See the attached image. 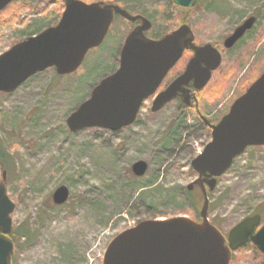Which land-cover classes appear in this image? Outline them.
<instances>
[{"label":"rangeland","instance_id":"374dc122","mask_svg":"<svg viewBox=\"0 0 264 264\" xmlns=\"http://www.w3.org/2000/svg\"><path fill=\"white\" fill-rule=\"evenodd\" d=\"M79 1L117 5L146 18L151 23L146 37L153 40L187 24L195 44L222 48L221 64L196 94L197 108L173 101L153 112L147 99L127 128L71 133L67 118L118 69L133 30L131 22L115 16L102 44L87 53L75 73L58 76L50 68L0 94V142L13 159L5 172L7 195L15 204L12 230L24 224L34 233L14 247L13 264H103L111 240L141 221L186 217L201 222L203 199L196 204L197 219L185 198L197 178L191 161L210 141L199 116L216 124L264 71V0H199L184 14L171 0ZM63 10V0L12 1L0 12V54L56 25ZM251 17L252 28L224 49L223 41ZM189 55L180 60L181 68ZM137 161L148 167L142 177L131 173ZM60 186L69 196L56 206L51 197ZM206 191L207 218L223 233L254 214H262L263 223L264 146L246 149L214 190ZM231 264H264V258L243 248Z\"/></svg>","mask_w":264,"mask_h":264},{"label":"water","instance_id":"95a60500","mask_svg":"<svg viewBox=\"0 0 264 264\" xmlns=\"http://www.w3.org/2000/svg\"><path fill=\"white\" fill-rule=\"evenodd\" d=\"M14 0H0V12ZM197 0H171L175 7L191 9ZM64 10L58 23L37 35L28 37L0 54V94H9L37 73L53 68L59 76L76 72L87 53L104 41L114 17L140 24L125 38L120 51L119 67L103 78L66 120L71 133L99 128L117 132L134 124L143 102L152 97L167 73L180 60L184 51L193 58L184 73L165 91L157 94L151 111L156 112L185 94L183 104L190 105L189 91H201L221 64L220 53L210 44L196 46L187 24L158 40L146 37L151 23L139 15H131L117 5L86 4L79 0H63ZM254 24L248 18L223 42L231 49ZM197 107L196 98L193 97ZM205 121V118L202 117ZM210 141L191 161L197 179L187 186H198L203 197L199 213L201 222L186 217L145 220L114 237L108 244L103 264H229L232 252L247 243L264 256V224L259 215L237 223L227 239L207 218L209 199L217 178L230 168L233 160L250 147L264 146V71L231 104L228 112L210 127ZM144 161L131 166L135 177L145 175ZM6 173L0 181V264H11L14 245L11 215L15 204L6 190ZM69 193L60 186L52 194L56 206L64 204ZM258 229V230H257Z\"/></svg>","mask_w":264,"mask_h":264},{"label":"flooded vegetation","instance_id":"af4514ba","mask_svg":"<svg viewBox=\"0 0 264 264\" xmlns=\"http://www.w3.org/2000/svg\"><path fill=\"white\" fill-rule=\"evenodd\" d=\"M138 22V23H137ZM136 22V24H134V23H132V25L134 26V27H136L137 25H139L140 24V22L139 21H137ZM133 27V28H134ZM224 42V41H223ZM194 44H195V41H194ZM196 46H203V45H197V44H195ZM212 45V44H211ZM222 46H223V43H222ZM212 47L213 48H215V49H217V51L220 53V56H221V59H222V52H221V49L222 48H220V46H215V45H212ZM185 53H189L190 55H189V58H188V60H187V62H186V64L184 65V67H180V64H181V62H180V60L182 59V57L184 56V54ZM182 57H181V59L174 65V67L172 68V69H170V71L167 73V75L164 77V79L162 80V82H161V84L159 85V87H158V89H157V91H156V94L154 95V96H152V97H150V98H148V100H152V103H153V101H154V99H155V97L157 96V94H159V93H161V92H163V91H165L176 79H178L183 73H184V71H185V69H186V67H187V64L189 63V61L193 58V52L191 51V50H186L184 53H183V55H182ZM186 90H188L190 93H189V96H190V105L188 106V107H192V108H197L196 106H195V101L193 100V97L194 98H196V94H197V92L194 90V88H193V84L192 83H190L187 87H186ZM184 98L186 99V96H185V94H182V93H179L178 95H177V97H175V99L174 100H172V101H170V102H173V101H177V102H179V103H181V104H183V101H184ZM169 102V103H170ZM196 102H197V98H196ZM197 110V109H196ZM220 121V120H219ZM218 121V122H219ZM199 122H200V124L202 125V127L205 129V130H207V131H209V133L211 134V130H210V127L212 126V125H216L215 123H212V122H210V121H207L206 119H205V121L202 119V117L201 116H199ZM196 177H197V175H196ZM197 179V178H196ZM195 187H198V186H194L193 188H192V190L195 188ZM254 215H259L260 216V218H261V223H260V226L261 225H263L264 224V222L262 223V215L261 214H254ZM254 215H252V216H254ZM251 217V216H250ZM216 227V226H215ZM217 228V227H216ZM219 230V229H218ZM231 230V229H230ZM229 230V231H230ZM258 230V229H257ZM221 233H222V235L224 236V238L225 239H227V236H228V233L227 234H225V233H223L221 230H219ZM244 248V246H242V247H240V248H238L237 250H241V249H243ZM236 252V251H235ZM234 252V253H235ZM234 253H232V255H231V259H233V255H234ZM259 253V252H258ZM260 254V253H259ZM261 256L264 258V256L261 254ZM229 264H231V260H230V262H229Z\"/></svg>","mask_w":264,"mask_h":264},{"label":"trees","instance_id":"16d2710c","mask_svg":"<svg viewBox=\"0 0 264 264\" xmlns=\"http://www.w3.org/2000/svg\"><path fill=\"white\" fill-rule=\"evenodd\" d=\"M176 10L179 11V12H182L183 14L184 13H188L190 11V10H183L181 8H176ZM182 23L183 22H181V24ZM10 164L13 165V159L10 156V154L5 150V148L3 147L2 143L0 142V170L8 172L9 171L8 170V166ZM185 198H186L187 202L189 203V205H191V207H193L194 211L197 214V206H196V204H197L198 201H200V203H201V201L203 199L200 190L198 188H194L191 192L186 190ZM196 218L197 219L199 218L198 214L196 215ZM29 231H30L29 226H25L24 224H22V225H20L17 228L12 230L11 239L13 241L14 247L15 246L18 247V245H19V243H20L22 238H25L27 240H31V238L34 236V233L31 232V234H30ZM244 248H250L252 252L257 254V251L255 250V248L253 246H251L250 244L245 245Z\"/></svg>","mask_w":264,"mask_h":264}]
</instances>
